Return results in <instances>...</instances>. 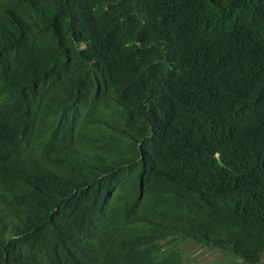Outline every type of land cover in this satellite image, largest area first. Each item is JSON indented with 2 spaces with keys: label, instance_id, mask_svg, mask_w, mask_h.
I'll return each mask as SVG.
<instances>
[{
  "label": "trees",
  "instance_id": "16d2710c",
  "mask_svg": "<svg viewBox=\"0 0 264 264\" xmlns=\"http://www.w3.org/2000/svg\"><path fill=\"white\" fill-rule=\"evenodd\" d=\"M264 264V0H0V264Z\"/></svg>",
  "mask_w": 264,
  "mask_h": 264
},
{
  "label": "rangeland",
  "instance_id": "374dc122",
  "mask_svg": "<svg viewBox=\"0 0 264 264\" xmlns=\"http://www.w3.org/2000/svg\"><path fill=\"white\" fill-rule=\"evenodd\" d=\"M188 264H225L228 262L223 251L219 248H211L200 242H181Z\"/></svg>",
  "mask_w": 264,
  "mask_h": 264
}]
</instances>
